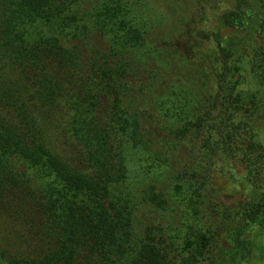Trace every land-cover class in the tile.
Instances as JSON below:
<instances>
[{
	"label": "trees",
	"instance_id": "obj_1",
	"mask_svg": "<svg viewBox=\"0 0 264 264\" xmlns=\"http://www.w3.org/2000/svg\"><path fill=\"white\" fill-rule=\"evenodd\" d=\"M211 1L0 0V264H200L229 194L260 217L211 83L232 116L264 107L240 88L264 77V0L206 53L189 16Z\"/></svg>",
	"mask_w": 264,
	"mask_h": 264
},
{
	"label": "rangeland",
	"instance_id": "obj_2",
	"mask_svg": "<svg viewBox=\"0 0 264 264\" xmlns=\"http://www.w3.org/2000/svg\"><path fill=\"white\" fill-rule=\"evenodd\" d=\"M238 5L239 0L211 1L209 6L212 7L207 10L205 20H202V14L194 9L193 15L189 17L191 20L195 19L197 28L206 31L210 37L201 51L208 53L207 46L216 51L215 33H218L220 27L224 28L225 17ZM252 74V71L247 69L245 84L240 87L247 93L245 102L250 103L253 97L261 96L264 104V77L256 79ZM211 86L214 87L212 115L222 113L219 117V131L216 133L221 139L220 142L227 150L229 159L235 162L239 170H248L251 186L264 191V107L256 106L258 113L250 114L253 111L251 109L250 113L232 116V102L218 93L215 85L211 83ZM232 195L229 194L226 199L227 225L218 231L219 237L200 264H264V209L259 213L260 217L243 219L239 216L244 212L242 196L237 195L231 199Z\"/></svg>",
	"mask_w": 264,
	"mask_h": 264
}]
</instances>
